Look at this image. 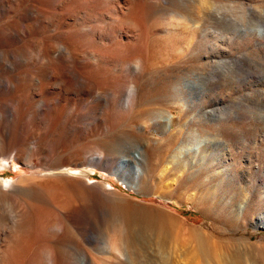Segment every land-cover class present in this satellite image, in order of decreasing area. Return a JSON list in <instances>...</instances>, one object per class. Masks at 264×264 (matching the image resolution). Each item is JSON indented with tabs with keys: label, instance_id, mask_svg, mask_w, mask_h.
I'll list each match as a JSON object with an SVG mask.
<instances>
[{
	"label": "rangeland",
	"instance_id": "rangeland-1",
	"mask_svg": "<svg viewBox=\"0 0 264 264\" xmlns=\"http://www.w3.org/2000/svg\"><path fill=\"white\" fill-rule=\"evenodd\" d=\"M88 1L95 7L74 12L68 10L77 8L74 0L3 2L19 16L3 13L0 24L15 21L23 32L1 50L30 57L40 37L55 45L80 31L76 62L103 78L91 97L60 95L55 83H47L43 107L32 84L0 86L3 225L18 229L24 206L10 186L27 180L36 197L60 205L76 200L81 207L65 220L64 236L54 245L66 264H80V258L82 264H264V231L258 228L264 226V0H142L141 74L130 58L138 32L113 30L124 58H107L98 69L92 54L101 44L110 48L109 37L87 31L118 28L116 21L137 2ZM33 7L41 14L28 15ZM204 9L207 41L171 16L199 21ZM42 60H33V67L18 62L17 74L37 70ZM65 61L73 66L71 58L59 60ZM14 75L0 68V79L14 81ZM109 81H118L116 95H110ZM130 85L137 93L124 105ZM54 119L59 121L50 134ZM198 141L196 153L174 163L177 152L194 149ZM121 155L135 169H124L129 185L92 165L95 156ZM3 202L16 215L7 214Z\"/></svg>",
	"mask_w": 264,
	"mask_h": 264
},
{
	"label": "bare ground",
	"instance_id": "bare-ground-1",
	"mask_svg": "<svg viewBox=\"0 0 264 264\" xmlns=\"http://www.w3.org/2000/svg\"><path fill=\"white\" fill-rule=\"evenodd\" d=\"M3 2L4 0H0V17L3 13L13 12V10L10 8L9 10H6L5 6L3 5ZM74 2L77 8H69V12H74L75 10L78 11V9H81V7H95L90 6L91 4L88 6L89 1L87 2V0H74ZM135 2L137 3L127 9V12L124 13V19H122L121 22H118L119 20L116 21L118 23V28L116 26H107L105 27V29L94 30V28L91 27L89 30L87 29V31H89L91 34L95 33L101 39H103L105 36L109 37L108 43H110V48H107L106 46L101 44L102 50L98 52L94 51L92 54L93 59L96 60V62L98 63V69L100 64L103 63L107 58L115 57L117 60L122 61V59L124 58V52L122 53L121 50H119L117 47L119 40L117 36L115 37L116 39H113V36H110V34L114 30V33L115 31H119L118 34L121 35L123 34V29L127 28L129 30H132V32H138L136 36L131 38L134 42V47L132 49L130 58H132L133 56L134 59V63H132L134 73H142L144 65L143 63L145 60L143 61L141 52H139L142 49H140L139 46H141V44L143 43H141V40L143 34L142 23L144 11L142 7V0H135ZM154 4L158 5V2L155 1ZM205 13L206 12L204 9L202 11V16L199 18V21H197L196 19L181 17L176 13H173V15L171 16L176 20L177 18L180 19V22L178 24L179 27H186V29L188 28L190 30L197 29L196 31L202 32V35H200L203 41H207V23L204 18V15L207 14ZM36 14H41V10L38 7L31 8L28 13V15L30 16H34ZM121 14L123 15V13ZM12 15H14V17L19 16L17 15L16 11H14ZM205 17L207 19V16ZM44 20L42 21V23L44 22ZM22 32V27L15 21L1 23L0 46L2 43H8L9 40L21 38ZM262 32L263 31L261 30V33ZM105 33H107V35ZM83 40L84 34L80 31L69 32L67 38H63V41L60 44L55 45H49L47 38L45 36H42L38 40H36L39 46V50L32 52L30 57L29 55L17 49H0V68L6 67L8 70H11L13 73H15L14 81L11 78H2L0 79V86H13L14 88H18L19 84L23 87L28 86L29 84L34 85L36 90H38L37 94L40 98V107L46 105V101L43 98V95L44 91H46L47 89L45 88L47 83H55L54 90L60 93V95L71 91L80 92L81 94L90 97L98 94V91L101 90H98V83L101 82L103 78L100 76H96V73H92L91 71H81L77 63L78 61L76 62V59L79 55L77 53V48H79ZM74 44H76V46ZM111 47L113 48V51ZM137 48L140 50L137 51ZM64 57H67L69 59L71 58L73 60L72 67L66 66V64L70 63L68 61H65V63L59 62V60ZM35 59L36 61L38 59H43L42 62L40 61L41 64L39 63L41 67L39 66L40 68L34 70L36 72L32 70L33 66L30 64ZM18 62L30 64L32 66L31 70L33 72L30 73V70L25 68L22 75L23 77L20 74H17ZM114 63H117V61ZM36 67H38V65H36ZM98 69L95 70L97 71ZM109 83L111 84L110 86H113V89L110 92V95L112 96L115 94L114 91L117 92L120 86L118 87V81H109ZM101 86H103V84ZM135 87L136 86L130 85V87L127 88L125 94L122 96V103L124 105H129L134 100L137 93ZM159 119L163 120L165 119V117L163 115H160ZM58 121L57 119L53 120L52 125L48 127V132H53L52 130L53 128L57 127L56 125ZM169 123L174 126L172 120ZM165 126L166 124L164 125V127ZM38 146L39 145H37L36 147ZM200 146L201 141H198L197 145L194 149L192 148V150H187L183 148V150L179 151L180 153L177 152V154L174 155V163L178 164V162H180L179 160L181 156L184 154L187 155L189 153H196L200 149ZM42 150L43 152L48 153V150H50V148L47 145H43ZM143 150L146 151V148L144 147ZM9 151L10 148L8 149V152ZM94 159L95 161H100L101 163H106L108 161V158L102 160L99 156H95ZM126 168H130L132 172L135 170L130 160H127V165L124 169ZM20 183L21 185H19ZM20 183L17 185L10 186V188L14 190V198L19 199V201L24 206V208L18 213V220L15 222V225L18 229L13 231L5 227L2 221L4 219V215L0 212V264H66V258L63 257L64 253H62L60 250H57L54 245L61 242V238L64 236L65 220H69L79 214L81 207L74 204L76 200L71 201L70 204L67 205L63 203L60 205V203L51 201L52 198L49 199L41 195L36 197V190H34L32 186H28L29 182L27 180H21ZM5 187H7L6 184L4 185L0 183L1 190ZM3 205L5 207V211L8 212L7 214L14 213V207L12 206V204L3 202ZM79 263L82 264L81 258L79 259Z\"/></svg>",
	"mask_w": 264,
	"mask_h": 264
},
{
	"label": "water",
	"instance_id": "water-1",
	"mask_svg": "<svg viewBox=\"0 0 264 264\" xmlns=\"http://www.w3.org/2000/svg\"><path fill=\"white\" fill-rule=\"evenodd\" d=\"M127 157V155H121L117 160H113L112 158L108 157V161L106 163L95 161L92 165L100 170L106 171L116 176L120 181L126 185H129L126 179L127 177L124 174V168L127 165ZM258 228L264 231V226H259Z\"/></svg>",
	"mask_w": 264,
	"mask_h": 264
}]
</instances>
